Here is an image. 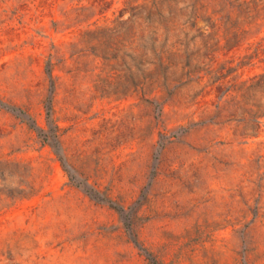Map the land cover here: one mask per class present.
I'll list each match as a JSON object with an SVG mask.
<instances>
[{"label": "rangeland", "instance_id": "rangeland-1", "mask_svg": "<svg viewBox=\"0 0 264 264\" xmlns=\"http://www.w3.org/2000/svg\"><path fill=\"white\" fill-rule=\"evenodd\" d=\"M0 102V264H264V0H0Z\"/></svg>", "mask_w": 264, "mask_h": 264}, {"label": "trees", "instance_id": "trees-1", "mask_svg": "<svg viewBox=\"0 0 264 264\" xmlns=\"http://www.w3.org/2000/svg\"><path fill=\"white\" fill-rule=\"evenodd\" d=\"M48 74H49V71H48ZM49 76L52 79L50 74ZM0 106L2 108H5L8 111L15 113L17 116L23 118L24 120H26L30 128L37 131L39 137L42 138L43 142L49 144L55 150V152L58 155H60V153L62 152V148H61V143H60V139L58 136V130H59L58 126H55L54 124L52 126L49 125L47 130L42 129L37 125L36 121L30 115H28L25 111L19 108H13V107L7 106L6 104H3L2 102H0ZM46 108H47L48 115H50L51 98L48 99ZM8 177L18 178L19 186L16 189L15 196L14 194H5L4 192H2V190H0V201H4L5 199H8V198L27 199L33 196V188L29 185V183L26 182V180L24 179H21V178L19 179V177H22V178L24 177L26 179H28L29 177L28 171L23 165H21L20 163L11 162L9 160L0 161V181H1V184L3 185V188H5L4 184L6 183ZM84 191L90 197L94 198L95 200L97 199L96 197L98 195V192L94 190L93 188L86 187L84 188ZM109 203H111V206H113V208L119 211V213L124 214L123 208L114 206L112 202H109Z\"/></svg>", "mask_w": 264, "mask_h": 264}]
</instances>
